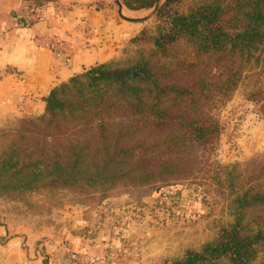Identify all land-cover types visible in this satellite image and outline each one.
Returning a JSON list of instances; mask_svg holds the SVG:
<instances>
[{
  "label": "trees",
  "instance_id": "trees-1",
  "mask_svg": "<svg viewBox=\"0 0 264 264\" xmlns=\"http://www.w3.org/2000/svg\"><path fill=\"white\" fill-rule=\"evenodd\" d=\"M158 0H122L129 9ZM135 55L53 86L43 110L0 129V196L55 187L104 198L119 185L212 184L232 220L171 264H264V156L209 161L218 103L244 79L264 114V0H164ZM185 183V184H184Z\"/></svg>",
  "mask_w": 264,
  "mask_h": 264
},
{
  "label": "rangeland",
  "instance_id": "rangeland-1",
  "mask_svg": "<svg viewBox=\"0 0 264 264\" xmlns=\"http://www.w3.org/2000/svg\"><path fill=\"white\" fill-rule=\"evenodd\" d=\"M163 1L158 0V6ZM95 3L100 7L107 4L119 21L138 27L134 34L119 43L118 52L110 61L126 59L135 55L140 46L149 45L146 37L137 41L133 38L142 30L146 34L153 33L158 22L156 10L152 12L153 6L128 10L122 3L123 15L136 18L128 20L118 14L115 0ZM249 83L244 79L215 108L220 132L209 153V161L235 163L242 171L251 160L264 156V114L258 102L247 96ZM37 114L3 118L0 129L13 128L20 118ZM4 141L5 137H1L0 146ZM153 190L154 186L119 185L104 198H98V194L80 197L71 191L46 186L19 195H1L0 223L27 224L34 229L52 228L54 232L55 226L66 225L65 230L70 235L93 237L113 222H123V216L130 222L128 235L133 242V264H171L186 249H199L212 240L219 229L232 220L218 186L189 183ZM69 215L81 219L73 225Z\"/></svg>",
  "mask_w": 264,
  "mask_h": 264
},
{
  "label": "crops",
  "instance_id": "crops-1",
  "mask_svg": "<svg viewBox=\"0 0 264 264\" xmlns=\"http://www.w3.org/2000/svg\"><path fill=\"white\" fill-rule=\"evenodd\" d=\"M96 1L0 0V121L40 113L53 86L113 58L119 43L134 34L138 27L119 21L107 4ZM33 5L39 6L38 17L24 25L22 15ZM69 216L73 225L81 219ZM121 219L93 237L70 235L66 225L54 232L4 221L0 264H69L73 250L104 255L92 264H133L130 222ZM117 246L126 250L118 252Z\"/></svg>",
  "mask_w": 264,
  "mask_h": 264
},
{
  "label": "built area",
  "instance_id": "built-area-1",
  "mask_svg": "<svg viewBox=\"0 0 264 264\" xmlns=\"http://www.w3.org/2000/svg\"><path fill=\"white\" fill-rule=\"evenodd\" d=\"M39 6L33 5L31 6L25 14L22 15V22L24 25H29L38 17ZM56 49V48H55ZM118 252H124L126 249L120 246L116 247ZM104 255L79 252L77 250L71 251L67 258L69 260V264H92L98 260L103 259Z\"/></svg>",
  "mask_w": 264,
  "mask_h": 264
},
{
  "label": "water",
  "instance_id": "water-1",
  "mask_svg": "<svg viewBox=\"0 0 264 264\" xmlns=\"http://www.w3.org/2000/svg\"><path fill=\"white\" fill-rule=\"evenodd\" d=\"M116 4H117V11H118V14L125 18V19H128V20H135L136 18H131V17H127L125 15H123L122 13V6L123 4L119 1V0H115ZM158 8V2H156L154 5H153V9H152V12H154L156 9Z\"/></svg>",
  "mask_w": 264,
  "mask_h": 264
}]
</instances>
